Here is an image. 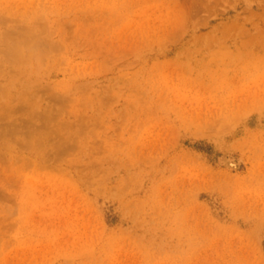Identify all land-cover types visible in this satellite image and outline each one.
Returning <instances> with one entry per match:
<instances>
[{"label":"rangeland","instance_id":"374dc122","mask_svg":"<svg viewBox=\"0 0 264 264\" xmlns=\"http://www.w3.org/2000/svg\"><path fill=\"white\" fill-rule=\"evenodd\" d=\"M264 0H0V264H264Z\"/></svg>","mask_w":264,"mask_h":264},{"label":"bare ground","instance_id":"6f19581e","mask_svg":"<svg viewBox=\"0 0 264 264\" xmlns=\"http://www.w3.org/2000/svg\"><path fill=\"white\" fill-rule=\"evenodd\" d=\"M256 48H257L258 50H264V46H263V45L257 46Z\"/></svg>","mask_w":264,"mask_h":264}]
</instances>
